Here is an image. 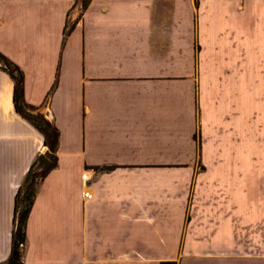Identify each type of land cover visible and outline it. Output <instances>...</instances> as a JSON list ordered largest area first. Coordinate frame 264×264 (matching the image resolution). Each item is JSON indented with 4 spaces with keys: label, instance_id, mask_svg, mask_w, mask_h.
I'll use <instances>...</instances> for the list:
<instances>
[{
    "label": "crops",
    "instance_id": "0c3cea01",
    "mask_svg": "<svg viewBox=\"0 0 264 264\" xmlns=\"http://www.w3.org/2000/svg\"><path fill=\"white\" fill-rule=\"evenodd\" d=\"M82 1L0 0V55L59 133L22 264L245 259L264 222V0ZM12 95L0 68V264L46 150Z\"/></svg>",
    "mask_w": 264,
    "mask_h": 264
},
{
    "label": "trees",
    "instance_id": "16d2710c",
    "mask_svg": "<svg viewBox=\"0 0 264 264\" xmlns=\"http://www.w3.org/2000/svg\"><path fill=\"white\" fill-rule=\"evenodd\" d=\"M87 5V0L82 1V8ZM72 26L68 29V32ZM0 68L4 70L13 81V107L22 118L28 121L43 138V146L46 147L44 153L39 154L30 165L21 185L14 196L13 221L10 239V252L7 260L1 264H22V249L25 243V224L33 204L37 189L46 175L56 167V151L58 143V130L56 127L44 119L41 114L26 115L28 106L22 100L23 76L19 69L12 65L7 59L0 55ZM16 73V76L13 75ZM174 264V263H160Z\"/></svg>",
    "mask_w": 264,
    "mask_h": 264
},
{
    "label": "rangeland",
    "instance_id": "374dc122",
    "mask_svg": "<svg viewBox=\"0 0 264 264\" xmlns=\"http://www.w3.org/2000/svg\"><path fill=\"white\" fill-rule=\"evenodd\" d=\"M1 65V64H0ZM26 115H31L30 111L26 112L24 110ZM246 239H245V247H246V252L247 254L245 255V260L244 258H228L225 260V263L223 264H264V240L259 242L260 244V252L261 255H258L256 252L251 251L253 250V244L255 243L253 239L257 237L258 235H261V238L264 239V222L260 223V225H254V226H247L246 227ZM258 238V237H257ZM256 238V239H257ZM252 239V241H250ZM22 249V247L20 248ZM178 258L176 259V264L178 262ZM186 264H195L194 262L188 261ZM203 264V263H200ZM212 264V263H209Z\"/></svg>",
    "mask_w": 264,
    "mask_h": 264
},
{
    "label": "built area",
    "instance_id": "2783aa9c",
    "mask_svg": "<svg viewBox=\"0 0 264 264\" xmlns=\"http://www.w3.org/2000/svg\"><path fill=\"white\" fill-rule=\"evenodd\" d=\"M85 197H88V195H87V194H85Z\"/></svg>",
    "mask_w": 264,
    "mask_h": 264
}]
</instances>
